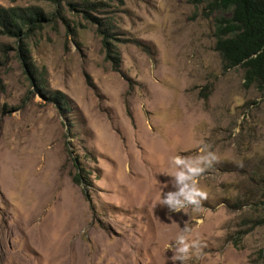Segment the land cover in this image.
I'll return each instance as SVG.
<instances>
[{
    "label": "rangeland",
    "instance_id": "1",
    "mask_svg": "<svg viewBox=\"0 0 264 264\" xmlns=\"http://www.w3.org/2000/svg\"><path fill=\"white\" fill-rule=\"evenodd\" d=\"M0 5L47 18L26 37L0 30V264H180L167 245L184 226L196 242L184 264H264V88L222 67L220 12L205 0ZM209 152L191 180L200 206L161 205L169 158Z\"/></svg>",
    "mask_w": 264,
    "mask_h": 264
},
{
    "label": "trees",
    "instance_id": "2",
    "mask_svg": "<svg viewBox=\"0 0 264 264\" xmlns=\"http://www.w3.org/2000/svg\"><path fill=\"white\" fill-rule=\"evenodd\" d=\"M43 1L58 2V0ZM205 1L210 11L221 13L214 31V49L221 58L222 67L228 69L240 66L243 69V85L263 89L264 0ZM83 11L87 10L83 9ZM43 19H47L45 13L35 5L25 7L0 5V30L14 37L20 35L26 37V32L30 28L40 27V21ZM89 19L94 17L89 16ZM99 25L96 29L97 33L101 35L103 45L108 47L109 31ZM21 53L23 54V50ZM74 179L78 180L77 175ZM260 220L258 223H264V212Z\"/></svg>",
    "mask_w": 264,
    "mask_h": 264
},
{
    "label": "clouds",
    "instance_id": "3",
    "mask_svg": "<svg viewBox=\"0 0 264 264\" xmlns=\"http://www.w3.org/2000/svg\"><path fill=\"white\" fill-rule=\"evenodd\" d=\"M215 160L212 153H207L204 156L198 157L195 161H185L178 156L169 158V164L174 168L172 179L170 183L174 186V191H168L161 195L160 204L166 205L169 211H182L187 205H192L193 208L200 206V200L204 197V193L196 188L191 180L198 175L203 168L201 163L205 166L211 164ZM192 229L184 226L173 238H171L167 247L171 251H175V259L184 264L187 258L189 247L195 248L196 242L193 241L191 245L188 243Z\"/></svg>",
    "mask_w": 264,
    "mask_h": 264
}]
</instances>
